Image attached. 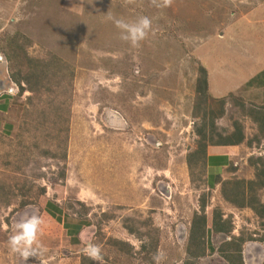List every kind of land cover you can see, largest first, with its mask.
<instances>
[{
    "label": "rangeland",
    "instance_id": "rangeland-1",
    "mask_svg": "<svg viewBox=\"0 0 264 264\" xmlns=\"http://www.w3.org/2000/svg\"><path fill=\"white\" fill-rule=\"evenodd\" d=\"M164 5L0 0V65L9 63L20 78L9 114L0 116L14 125L10 135L0 129V264H86L90 243L101 249L102 264H156L157 253L159 264H230L220 247L240 234L252 237L242 247L244 263H264L263 220L230 204L221 184L209 188L200 162H187L203 117L194 112L202 65L212 96L226 103L218 130L230 132L241 120L249 137L258 131L230 94L247 107L264 105V0ZM142 16L151 30L133 46L112 18ZM217 100L206 110H219ZM229 152L226 179H252L250 157L264 155V139ZM203 199L233 228L209 229L206 254L197 258L187 245ZM26 214L42 221L40 251L28 258L8 244ZM68 222L82 227L76 239Z\"/></svg>",
    "mask_w": 264,
    "mask_h": 264
},
{
    "label": "trees",
    "instance_id": "trees-1",
    "mask_svg": "<svg viewBox=\"0 0 264 264\" xmlns=\"http://www.w3.org/2000/svg\"><path fill=\"white\" fill-rule=\"evenodd\" d=\"M199 70L202 76L198 78L196 85L197 98L194 112L195 116L198 117L202 114L203 117H201V124L195 127L198 134L197 147L187 155V162L190 167L198 165V162H200L202 167L206 169V158L211 152L222 151L226 147L239 145L241 143H246L250 146L254 143L258 145L262 144V140L264 139V105L247 107L243 98L236 97L234 93H232V95L230 94L242 111L247 113L246 115L257 124L258 131L249 137L246 133L245 123L241 120H235L233 122V129L230 132L218 130L216 120L217 118L224 116L226 103L223 98L217 100L212 96L213 94L211 93L209 80L207 78V68L202 65L199 67ZM10 71L12 72V78L13 72L17 75L15 69L12 71L10 68ZM18 74H20V70L18 71ZM261 74L264 75V70ZM29 79H31V77H28L27 75L26 80L28 81ZM19 80L20 78L17 79V81H14L20 83ZM23 89L24 87L22 86V91ZM211 99L219 101V110H214L212 108L211 110H206L207 107L212 106ZM200 111L202 112L199 114ZM208 113L209 117L207 115ZM208 126L210 127L209 130H207ZM250 164L255 168L254 178H235V180L231 179L232 181L227 180L221 182V180H219L217 182H221L222 187H220V190L222 195L230 204L238 208H251L264 222V201L261 199L259 193L264 189V155L257 157L251 156ZM214 185L212 184L211 188ZM224 214L225 213H223L222 209L218 207H213L207 210L206 200L203 199L200 210H197L194 213L191 221L187 245V251L190 255L199 258L206 254L207 232L209 229L216 233L231 234L233 228L231 219L225 218ZM75 227H77L75 234L78 235L81 232L82 227L80 225H75ZM251 238V236L248 238L245 237L244 234L238 236L232 235V238L220 247V253L230 264H245L242 256V247L243 244ZM261 240L264 241V236ZM142 248L146 249L145 243L142 245ZM82 261L83 263L86 262V264L88 262V264H94V260L88 255H84Z\"/></svg>",
    "mask_w": 264,
    "mask_h": 264
},
{
    "label": "clouds",
    "instance_id": "clouds-1",
    "mask_svg": "<svg viewBox=\"0 0 264 264\" xmlns=\"http://www.w3.org/2000/svg\"><path fill=\"white\" fill-rule=\"evenodd\" d=\"M164 6H167V0H165ZM112 19L115 26L120 30L121 39L129 42L133 46L138 45L144 40L151 30L152 22L146 16H142L133 22H127L123 19ZM10 81L14 82L17 89V83L14 79L12 78ZM7 91L12 93L14 89L9 88ZM41 222L40 217L37 215L26 214L21 216L15 223L14 233L9 237L8 244L10 249L24 258L36 256L40 251V247L37 245V235ZM85 252L91 259L102 264L101 249L99 246L90 243L85 249ZM161 258V254L157 253L153 259L156 264H159Z\"/></svg>",
    "mask_w": 264,
    "mask_h": 264
},
{
    "label": "crops",
    "instance_id": "crops-1",
    "mask_svg": "<svg viewBox=\"0 0 264 264\" xmlns=\"http://www.w3.org/2000/svg\"><path fill=\"white\" fill-rule=\"evenodd\" d=\"M9 73L10 74L12 73L10 72L9 63L4 62L2 65H0V116H2L3 113L7 115L9 114V111L12 108V102L14 100L13 92L9 93L7 91L10 85L4 79L5 77L7 79V76L9 79H12V76L10 77ZM5 74H7V76ZM12 84H14V82H12ZM15 91H16V87H14V92ZM13 127L14 125L11 120H6L5 123H1L0 120V129L6 135H10L12 133ZM230 147L232 146L226 147L222 151L211 152L208 154L206 158L207 186L211 188V185L215 184L211 189H215L218 186V184H221V182H223V180H227L231 178L228 177L229 168L233 160L232 157L233 154L229 152ZM219 180H221V182H217ZM66 224L68 226V233L70 237L76 239V237L79 234L78 235L75 234L77 230V227H75V225H79V224L77 223L74 224L69 222Z\"/></svg>",
    "mask_w": 264,
    "mask_h": 264
},
{
    "label": "water",
    "instance_id": "water-1",
    "mask_svg": "<svg viewBox=\"0 0 264 264\" xmlns=\"http://www.w3.org/2000/svg\"><path fill=\"white\" fill-rule=\"evenodd\" d=\"M9 84V83H8ZM10 84L12 85V86H14L15 87V85L14 84H12V82L10 81ZM11 88H13V87H11ZM14 89V88H13Z\"/></svg>",
    "mask_w": 264,
    "mask_h": 264
}]
</instances>
